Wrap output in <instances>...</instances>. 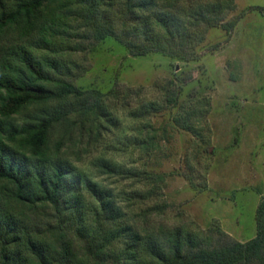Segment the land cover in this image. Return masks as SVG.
I'll use <instances>...</instances> for the list:
<instances>
[{
  "label": "rangeland",
  "instance_id": "1",
  "mask_svg": "<svg viewBox=\"0 0 264 264\" xmlns=\"http://www.w3.org/2000/svg\"><path fill=\"white\" fill-rule=\"evenodd\" d=\"M222 4L228 8L204 10ZM200 9L203 18L194 17ZM156 10L195 24L194 47L186 49L193 51L192 60L132 55L121 41L138 45L143 39L131 35L132 24L123 19L102 40L93 24L69 20L67 26L77 30L66 29L62 37L81 46L62 54L68 80L104 101L111 121L72 128L70 142L59 148L67 129L56 126L49 155L57 153L112 201L116 214L105 217L117 218L111 226L105 220L100 230L130 226L159 236L178 227L245 243L256 235L255 210L264 196V0H172L159 2ZM7 33L3 41L37 40L36 33ZM100 161L120 172L111 174ZM82 196L88 209L97 206L91 194ZM11 206L27 219L56 225L58 214L50 206ZM86 219L97 228V217ZM70 226L67 236L83 257L87 244Z\"/></svg>",
  "mask_w": 264,
  "mask_h": 264
},
{
  "label": "trees",
  "instance_id": "2",
  "mask_svg": "<svg viewBox=\"0 0 264 264\" xmlns=\"http://www.w3.org/2000/svg\"><path fill=\"white\" fill-rule=\"evenodd\" d=\"M170 1L0 0V264H91L88 256L92 264H264V196L255 210L256 235L245 243L222 242L221 237L178 227L159 236L130 226L100 230L105 220L111 226L117 218L105 217L116 214L112 201L57 153L49 155L56 126L67 129L56 142L59 148L70 142L72 128L99 126L101 118L111 121L104 101L68 80L70 66L62 54L81 46L62 37L68 35L66 29L77 30L67 26L69 20L93 24L102 40L113 33L114 22L123 19L122 24H132L131 35L143 39L138 45L121 41L132 55L153 52L192 60L193 51L186 49L194 47L190 26L195 24L156 10L159 2ZM225 8L211 5L204 10ZM48 11L52 14L44 24ZM202 11H195L194 17L203 18ZM10 30L22 36L36 33L37 40L33 45L3 41ZM36 48L46 53L38 55ZM100 167L111 174L120 172L107 161H100ZM83 192L91 194L96 207L88 209ZM12 202L52 207L58 214L56 225L27 219L14 211ZM88 214L98 218L97 228L87 222ZM70 225L87 244L83 257L67 236Z\"/></svg>",
  "mask_w": 264,
  "mask_h": 264
}]
</instances>
